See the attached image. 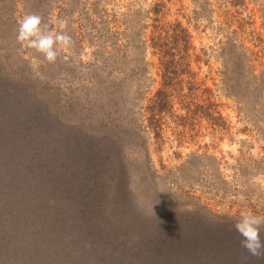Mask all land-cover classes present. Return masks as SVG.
<instances>
[{"label": "rangeland", "instance_id": "1", "mask_svg": "<svg viewBox=\"0 0 264 264\" xmlns=\"http://www.w3.org/2000/svg\"><path fill=\"white\" fill-rule=\"evenodd\" d=\"M32 12L52 30L66 22L74 45L62 49L55 63L16 40L18 21ZM154 20L179 22L189 33V69L195 76L192 82L183 80L181 89L187 92L191 84L195 93L184 100L190 108L212 102L225 128L222 119L204 120L199 113L187 124L164 116L157 132L142 123L140 105L146 100L140 97L159 86V70L153 64L137 78L128 58ZM228 41L239 49L240 63L249 62L238 68L235 96L227 92L233 82L223 73L231 74L220 55ZM147 60H153L148 53ZM99 61L107 65L99 75L108 82L87 100L96 104L92 118L99 127L104 121L113 131L96 134L112 140L111 149L124 144L143 213L171 215L153 227V220H146L144 229L154 228L155 237L128 244L127 252L165 255L160 264H264L241 247L233 228L242 210L264 215V82H259L264 78V0H0V65L16 79L9 88L15 98L28 97L39 110H56L77 122L79 109H87L78 85L86 80L83 67ZM135 83L141 95L131 106L129 100L139 93L132 90ZM173 101L175 113L184 115L179 101Z\"/></svg>", "mask_w": 264, "mask_h": 264}, {"label": "trees", "instance_id": "2", "mask_svg": "<svg viewBox=\"0 0 264 264\" xmlns=\"http://www.w3.org/2000/svg\"><path fill=\"white\" fill-rule=\"evenodd\" d=\"M154 21L150 34L139 39L128 58V69L137 78L144 77L143 71L153 64L159 70V86L151 95L142 92L140 97V83L132 89L139 93L129 100L131 106L137 105L138 97L146 100L140 105L145 116L142 123L157 132L164 116L187 124L199 113L204 120L219 118L227 126L212 102L190 108L184 100L195 93L191 84L187 92L181 89L183 80L192 82L195 76L189 69L192 53L187 30L179 22ZM147 53L153 60H147ZM220 55L222 65L231 72L223 73L233 82L227 92L235 96L238 68L249 62L240 63V51L233 41L226 43ZM95 62L83 67L86 80L78 82L87 109H79L77 122L56 110L49 114L39 110L28 97L15 98L9 88L16 79L0 65V264H160L158 258L166 257L127 252L128 244L154 238L152 227L171 215L143 213L124 144L111 149L112 140L96 134L113 130L104 121L99 127L92 118L91 106L96 104L87 100L108 82L99 75L107 65ZM173 99L179 101L184 115L175 113ZM212 125L216 130L222 128ZM146 220H153L152 230L144 229Z\"/></svg>", "mask_w": 264, "mask_h": 264}, {"label": "clouds", "instance_id": "3", "mask_svg": "<svg viewBox=\"0 0 264 264\" xmlns=\"http://www.w3.org/2000/svg\"><path fill=\"white\" fill-rule=\"evenodd\" d=\"M66 22L59 21V30H52L39 13H27L18 21L16 40L21 48L33 49L49 63H55L62 49L74 45L72 36L65 30ZM234 230L241 237L240 245L246 252L264 259V215L251 209L242 210L233 223Z\"/></svg>", "mask_w": 264, "mask_h": 264}]
</instances>
